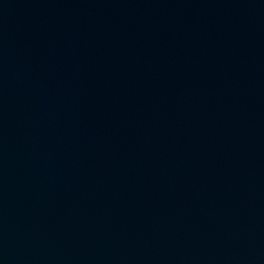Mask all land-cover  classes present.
Wrapping results in <instances>:
<instances>
[{"label": "water", "instance_id": "95a60500", "mask_svg": "<svg viewBox=\"0 0 264 264\" xmlns=\"http://www.w3.org/2000/svg\"><path fill=\"white\" fill-rule=\"evenodd\" d=\"M0 264H264V0H0Z\"/></svg>", "mask_w": 264, "mask_h": 264}]
</instances>
